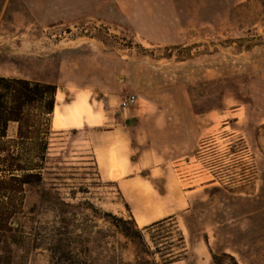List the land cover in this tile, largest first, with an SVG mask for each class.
<instances>
[{"label": "rangeland", "instance_id": "obj_1", "mask_svg": "<svg viewBox=\"0 0 264 264\" xmlns=\"http://www.w3.org/2000/svg\"><path fill=\"white\" fill-rule=\"evenodd\" d=\"M177 4L182 42L149 47L126 27L51 22L35 17L32 3L0 0V77L55 85L54 113L67 125L54 131L53 113L42 181L23 186L20 207L0 212V228L12 230L0 231V254L9 246L13 264H58L57 248L80 264H163L179 254L170 264H196L201 253L183 255L180 235L196 245L203 228L220 264L230 262L224 254L264 264V0ZM129 95L139 100L124 115L120 102ZM134 109L149 125L209 129L197 143L189 138L190 156L171 166L187 191L178 221L147 231L137 222L141 238L124 236L106 216L131 214L115 184L98 177L89 130L81 128L100 116L90 130L128 124ZM15 133L10 125L8 136ZM111 163L117 170L114 155ZM12 237L22 244L8 245Z\"/></svg>", "mask_w": 264, "mask_h": 264}, {"label": "crops", "instance_id": "obj_2", "mask_svg": "<svg viewBox=\"0 0 264 264\" xmlns=\"http://www.w3.org/2000/svg\"><path fill=\"white\" fill-rule=\"evenodd\" d=\"M24 1L33 4L36 18L51 22L95 20L114 28L126 27L143 46L178 45L182 42L185 31L177 0ZM138 100L137 98L136 104ZM122 111L126 115V109ZM136 112L137 109L129 112V117H135L132 122L118 123L108 129H89L90 126H100L102 116L98 125L85 122L81 124V128L89 130L87 134L92 145L97 175L101 181L115 184L136 224L143 220L146 222L144 226H147L168 217L177 222L179 212L186 204L187 191L180 183V174L176 175L171 166L177 160L190 156L192 150L185 145L189 138L197 143L207 135L209 129H203L202 126L190 127L182 122L149 125ZM184 113V108H177L178 121L185 118ZM51 129L54 130L52 126ZM71 129L77 127L66 130ZM112 155L115 156L117 170L111 163ZM207 187L208 185L195 187L188 193L199 189L205 191ZM177 226L182 231L179 224ZM208 231L209 229L203 228L197 233L196 245L189 244L187 238H184L185 233L181 232L185 246L181 250L183 255L197 253L196 251L201 253L195 257L196 264H213ZM237 264L241 263L237 261Z\"/></svg>", "mask_w": 264, "mask_h": 264}, {"label": "trees", "instance_id": "obj_3", "mask_svg": "<svg viewBox=\"0 0 264 264\" xmlns=\"http://www.w3.org/2000/svg\"><path fill=\"white\" fill-rule=\"evenodd\" d=\"M56 96L55 85L21 78L0 77V212L20 207L23 186L42 181V173L48 158L51 116L56 107ZM10 125L16 126L13 137L8 136ZM106 216L112 219V225L124 236L141 238L142 230L138 229L132 215L128 220L116 218L111 214ZM166 221L174 219L164 218L145 226L143 230L160 226ZM129 223L132 224L133 230L127 226ZM0 231L11 233L12 230L0 228ZM180 241L184 249L181 235ZM10 244L21 245L22 240L12 237L8 245ZM6 249L0 254V264H13L9 246ZM59 250L57 248L51 251L52 262L56 260L58 264H80L77 259L69 256V253ZM224 256L230 259L228 264H237L233 256L227 254ZM180 257L181 254L171 255L170 260L162 261L163 264H170V261ZM212 260L214 264H220L217 256L212 255Z\"/></svg>", "mask_w": 264, "mask_h": 264}, {"label": "built area", "instance_id": "obj_4", "mask_svg": "<svg viewBox=\"0 0 264 264\" xmlns=\"http://www.w3.org/2000/svg\"><path fill=\"white\" fill-rule=\"evenodd\" d=\"M137 102V97L134 95L125 96L121 102L120 107L125 110L130 108L131 106L135 105Z\"/></svg>", "mask_w": 264, "mask_h": 264}, {"label": "bare ground", "instance_id": "obj_5", "mask_svg": "<svg viewBox=\"0 0 264 264\" xmlns=\"http://www.w3.org/2000/svg\"><path fill=\"white\" fill-rule=\"evenodd\" d=\"M56 99H57V101L60 99V97L58 96V94H57V96H56ZM52 126H53L54 129H57V130H61V129H64V128L67 127L66 124H64V123H62V122H60V121L58 120V118H57V116L55 115V113H54V120H53ZM138 224H139L140 226H142V225H144V222H143L142 220H139V221H138Z\"/></svg>", "mask_w": 264, "mask_h": 264}]
</instances>
